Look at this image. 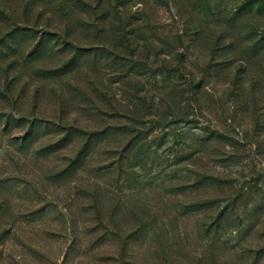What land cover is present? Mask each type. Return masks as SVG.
Masks as SVG:
<instances>
[{
  "label": "rangeland",
  "instance_id": "374dc122",
  "mask_svg": "<svg viewBox=\"0 0 264 264\" xmlns=\"http://www.w3.org/2000/svg\"><path fill=\"white\" fill-rule=\"evenodd\" d=\"M0 92V264H264V0H0Z\"/></svg>",
  "mask_w": 264,
  "mask_h": 264
},
{
  "label": "trees",
  "instance_id": "16d2710c",
  "mask_svg": "<svg viewBox=\"0 0 264 264\" xmlns=\"http://www.w3.org/2000/svg\"><path fill=\"white\" fill-rule=\"evenodd\" d=\"M121 45H123L122 51L118 55L115 53L117 58H120V59L124 58L125 55H128V53L133 54L135 51L139 50V45L135 44L133 42H130V41H128L126 44H124V42H123ZM94 57H97V56L94 55ZM74 58H76V56ZM74 58L71 61H69L68 63H66L63 66V68L67 69L69 64L70 65L71 64H76ZM61 72H63V69H61ZM55 73H57V72H55ZM0 94H1V92H0ZM8 94L11 95V92L8 91ZM9 118L10 117H7L6 119H9ZM32 125L35 126L34 124H32ZM7 212H8L7 205H4L3 202H1L0 203V255L3 254V252L5 253L6 245H5L4 242L7 239V237L9 235H11L12 232H13V228H11V226H13L14 223L10 222V221H7V219L5 218V215H6Z\"/></svg>",
  "mask_w": 264,
  "mask_h": 264
}]
</instances>
